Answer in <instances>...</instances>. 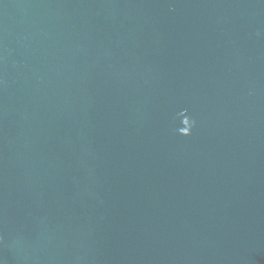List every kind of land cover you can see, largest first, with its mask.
Wrapping results in <instances>:
<instances>
[{"label":"water","instance_id":"obj_1","mask_svg":"<svg viewBox=\"0 0 264 264\" xmlns=\"http://www.w3.org/2000/svg\"><path fill=\"white\" fill-rule=\"evenodd\" d=\"M0 264H264V0H0Z\"/></svg>","mask_w":264,"mask_h":264}]
</instances>
